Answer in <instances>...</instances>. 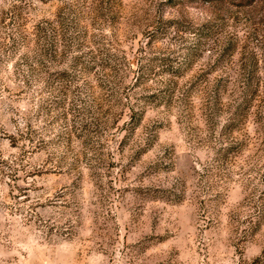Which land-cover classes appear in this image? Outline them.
Segmentation results:
<instances>
[{
    "label": "rangeland",
    "instance_id": "obj_1",
    "mask_svg": "<svg viewBox=\"0 0 264 264\" xmlns=\"http://www.w3.org/2000/svg\"><path fill=\"white\" fill-rule=\"evenodd\" d=\"M0 264H264V0H0Z\"/></svg>",
    "mask_w": 264,
    "mask_h": 264
},
{
    "label": "trees",
    "instance_id": "obj_2",
    "mask_svg": "<svg viewBox=\"0 0 264 264\" xmlns=\"http://www.w3.org/2000/svg\"><path fill=\"white\" fill-rule=\"evenodd\" d=\"M211 0H206V2H210Z\"/></svg>",
    "mask_w": 264,
    "mask_h": 264
}]
</instances>
